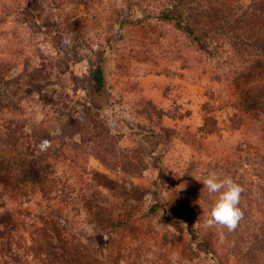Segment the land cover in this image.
Listing matches in <instances>:
<instances>
[{
  "label": "rangeland",
  "instance_id": "1",
  "mask_svg": "<svg viewBox=\"0 0 264 264\" xmlns=\"http://www.w3.org/2000/svg\"><path fill=\"white\" fill-rule=\"evenodd\" d=\"M23 1L12 0L0 12V20L5 12H18L0 24V61L9 68L0 82V129L11 125L29 140L18 148L0 145V172L6 173L3 162L19 155L48 154L36 146L38 134H61L80 144L76 161L70 152L60 161L46 159L61 180L58 187L71 193H51L71 209L68 233H55L65 252L62 262L264 264V240L258 242L264 225V117L254 115L252 103L264 97V0H25L18 15L12 7ZM163 13L191 24L196 40ZM40 62L51 78L32 82L29 73ZM98 65L101 94L92 87L91 70ZM83 113L106 124L116 150L140 149L145 170L139 176L103 165L94 145L82 144L69 115ZM212 173L244 189L243 217L232 231L205 226L218 196L203 187ZM4 186L0 181V212L16 204L31 212L16 215V224H0V257L22 264L30 241L29 229L18 240L21 225L30 226L33 216L48 217L50 201L33 186L25 189L30 201L14 202ZM253 204L261 215L252 219ZM151 208L158 216L149 214ZM195 212L200 235L218 258L196 238ZM41 239L37 244L55 254L51 236Z\"/></svg>",
  "mask_w": 264,
  "mask_h": 264
},
{
  "label": "trees",
  "instance_id": "2",
  "mask_svg": "<svg viewBox=\"0 0 264 264\" xmlns=\"http://www.w3.org/2000/svg\"><path fill=\"white\" fill-rule=\"evenodd\" d=\"M24 1L23 3H17L14 5V7H12L14 10H19L18 15L22 14L21 11H24L26 9V2ZM11 3L12 0H0V12H3V8H7ZM15 12L18 13L17 11H10V13L5 12L4 15L2 13L3 18H1L0 24L2 23V21L7 22L15 18L13 15ZM162 17L165 20H173L178 29L186 33L192 39L196 40L195 29L193 28V26H191V24L180 23L176 18L170 17L165 13L162 14ZM198 42L199 47L202 50H204L203 48L205 47L207 48V42ZM1 62L2 61H0V82H3L6 78V74L9 68L7 66H3ZM91 76L92 87L97 94H101L104 90V73L102 67L98 65L95 69H92ZM29 77L32 82L47 81L51 78V71H48L44 63L40 62L38 66L32 68L29 73ZM252 103L254 115L264 117V97H257L252 101ZM150 105L151 109L157 112L156 108L152 104ZM69 117L70 128H75V130H78L80 132L82 144L87 142V144L92 143L94 145V156L98 158V160L103 165L109 166L110 168H112V166L119 165L124 172L131 176H139L145 170L144 164L142 162V152L140 151V149L117 148L118 150H116V140H114L113 138L112 131L108 129V127L102 120L95 119L88 113H83V115L78 114L76 116L69 115ZM160 129L164 130V127L162 126ZM151 132L155 133L153 129L151 130ZM64 137L65 136H61V134L51 137L50 135L44 133H41V135L38 134V136H33L36 142V146L40 150L41 148H45V150L48 149V154L43 153L39 157L35 158H28L27 156L19 155L18 160L11 164L9 161L2 163V168L6 169V173L0 172V181L5 184V190H7V193H9L11 200L17 202L18 198L26 197V199L30 201L32 198L27 195L28 193L26 192L28 188L34 186L37 187V190H39V196L50 201L48 207L50 208L48 217L43 214L40 217L33 216L36 221L32 222L30 226L27 225L25 227V225H21L23 231L18 233V240H21V238L23 237V233L26 232L25 230L29 229L28 238L30 241V244L28 246L29 248H26L24 250V252H27V254L25 256L26 259L22 261V264H65L60 259L62 256H65V252L63 254L60 253L63 252V246L61 245V242H59V240H55V233L57 232V229H61L63 234L68 233L67 225L70 224V220L68 218V210L71 209L69 203L63 202L61 197L59 198L60 200H53V198L51 197V193L53 191H57L58 195L65 194L66 192L67 195H70L71 193L63 186L58 187V184L61 183V180L55 178L52 175L50 165L46 161L47 156L49 155L50 158L59 161L62 160V158L66 159L67 157H64L63 155L65 152L71 153L70 160L72 162L76 161L79 158L78 151L80 148V144L76 142L68 143L66 142ZM28 140V135H25L23 133L16 134V131L12 128L11 125H9L8 127L3 126L2 129H0V145H7L18 148L19 146L27 143ZM54 141H57L56 146L53 144ZM161 176H164L162 172L160 173L159 178ZM55 187H57V189H55ZM34 194L36 193L34 192ZM183 205H185L187 208L189 207V205H187L185 201ZM239 207L241 208V210L243 209V205L239 204ZM74 211H76V209ZM198 212H195L194 215H192V219L196 222V224H198V227L194 229L196 238L205 248L206 252L214 254V256L217 257L216 252L209 240L206 237L200 235V218L199 215H196L199 214ZM249 213L252 215V219L255 218L256 215H261V212L258 211V209H255L254 204L250 208ZM30 214L31 212H29L27 208L23 210L20 204H16V207L0 212V224H2L3 222L9 223L11 222V220L13 224H16V219H14L16 215L29 217ZM149 214L155 217L158 216L156 209L152 208L150 209ZM181 214H184V212H182ZM161 217L165 218V215H162ZM244 218L245 220H243V223L245 222V225L248 226L249 221H247L246 216ZM39 219L43 220L44 223L41 225L42 227L40 226L39 228H36L33 225H35ZM253 223L255 225L256 222ZM239 225L240 221L238 223V227ZM262 227L263 228L259 231L263 235L262 239L260 238L259 232H257V234L255 233V237L260 238L258 242L264 240V225H262ZM45 233H47V235H50L52 238V246L55 250V254L53 255L50 252V249L47 248V245L37 244V242H39L38 240H42L41 238L45 236ZM69 244V242L66 243V245ZM105 244L107 245L108 241H106ZM7 251L8 250H6L5 252L7 253ZM29 254L31 257L28 258ZM9 259L11 260L10 257L8 259L5 257H0V264H8ZM218 262H220V260H218Z\"/></svg>",
  "mask_w": 264,
  "mask_h": 264
},
{
  "label": "clouds",
  "instance_id": "3",
  "mask_svg": "<svg viewBox=\"0 0 264 264\" xmlns=\"http://www.w3.org/2000/svg\"><path fill=\"white\" fill-rule=\"evenodd\" d=\"M203 187L209 194H218L210 211V218L206 220L205 226L214 224L225 226L229 231L234 230L243 217L239 207L241 194L244 189L231 177L221 178L215 173L207 175L203 180Z\"/></svg>",
  "mask_w": 264,
  "mask_h": 264
}]
</instances>
